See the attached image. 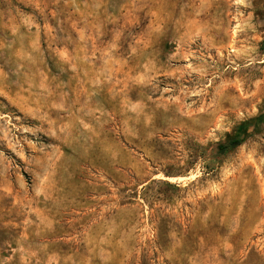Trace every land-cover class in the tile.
I'll return each mask as SVG.
<instances>
[{
	"label": "rangeland",
	"instance_id": "obj_1",
	"mask_svg": "<svg viewBox=\"0 0 264 264\" xmlns=\"http://www.w3.org/2000/svg\"><path fill=\"white\" fill-rule=\"evenodd\" d=\"M264 0H0V264H264Z\"/></svg>",
	"mask_w": 264,
	"mask_h": 264
},
{
	"label": "trees",
	"instance_id": "obj_2",
	"mask_svg": "<svg viewBox=\"0 0 264 264\" xmlns=\"http://www.w3.org/2000/svg\"><path fill=\"white\" fill-rule=\"evenodd\" d=\"M264 128V109L258 115L240 122L232 133L216 144V155L224 156L238 148L258 129Z\"/></svg>",
	"mask_w": 264,
	"mask_h": 264
}]
</instances>
